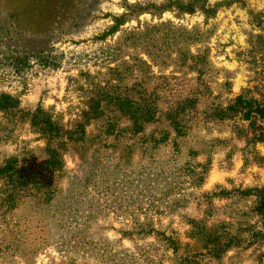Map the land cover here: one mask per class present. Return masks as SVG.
<instances>
[{"label": "rangeland", "instance_id": "rangeland-1", "mask_svg": "<svg viewBox=\"0 0 264 264\" xmlns=\"http://www.w3.org/2000/svg\"><path fill=\"white\" fill-rule=\"evenodd\" d=\"M174 1L0 0V264H137L122 232L149 216L264 264V0ZM136 85L156 114L134 134L113 97Z\"/></svg>", "mask_w": 264, "mask_h": 264}, {"label": "trees", "instance_id": "trees-1", "mask_svg": "<svg viewBox=\"0 0 264 264\" xmlns=\"http://www.w3.org/2000/svg\"><path fill=\"white\" fill-rule=\"evenodd\" d=\"M173 4H178L177 1L171 0ZM180 5V6H179ZM170 5H163L160 9L165 10ZM180 9L191 11V6H184L178 4ZM148 49V48H147ZM95 91V89H94ZM100 92L103 89L99 90ZM125 88L122 90L117 89V93L114 95V105L121 110H125V115L132 120V125L129 129L134 133H140L143 130V125L153 121V117L156 114L155 100L151 93H148L146 89H141L139 86L132 87L130 91L137 92L140 103H128ZM120 92V94H119ZM102 97V95H100ZM105 95V99H108ZM6 102L0 103L1 111H9L14 109L9 96L4 97ZM111 99V97H109ZM264 117V116H263ZM34 125L35 124L34 122ZM50 127V124L49 126ZM39 131L43 137L50 135L52 138H56L52 135L51 129L45 130L44 127H40ZM51 139V138H49ZM48 140V139H47ZM166 140V137H153L150 139L152 144L158 145ZM49 143V140L47 141ZM54 158V157H53ZM14 167L7 166L0 169L1 177H12ZM219 187V186H218ZM174 188L168 185L166 192H173ZM248 195L257 196L260 201L259 212L263 214V230H264V185L260 188H247ZM225 196L232 193L229 190H223ZM152 216L146 218L145 222L140 223L138 220H134L133 226L130 230L122 232V238L128 239L136 250L137 256H134L135 263L137 264H164L167 261H171L172 264H220L224 262L226 253L229 251V244L227 238V232L216 233L206 225L205 220L199 218H186L184 225L187 229L182 235H179L177 230L166 227L160 230L156 228L152 222ZM264 235H261L262 241H264ZM152 240L151 242L149 240ZM183 239L189 242H183ZM255 239L250 244H256ZM183 248V253L181 250ZM150 251H154L151 253ZM169 253L172 255L169 256Z\"/></svg>", "mask_w": 264, "mask_h": 264}]
</instances>
